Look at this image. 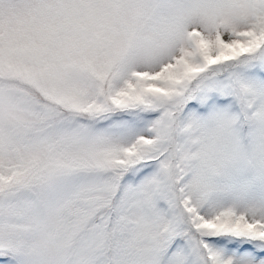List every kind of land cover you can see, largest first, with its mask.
Returning <instances> with one entry per match:
<instances>
[{
	"label": "snow or ice",
	"instance_id": "obj_1",
	"mask_svg": "<svg viewBox=\"0 0 264 264\" xmlns=\"http://www.w3.org/2000/svg\"><path fill=\"white\" fill-rule=\"evenodd\" d=\"M0 264H264V0H0Z\"/></svg>",
	"mask_w": 264,
	"mask_h": 264
}]
</instances>
